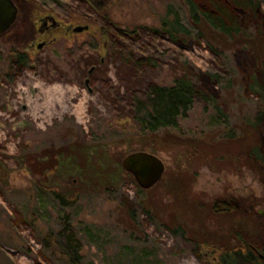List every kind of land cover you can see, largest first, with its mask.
<instances>
[{
	"label": "rangeland",
	"instance_id": "1",
	"mask_svg": "<svg viewBox=\"0 0 264 264\" xmlns=\"http://www.w3.org/2000/svg\"><path fill=\"white\" fill-rule=\"evenodd\" d=\"M256 1L264 13V0ZM175 16L188 33L173 40L160 25ZM96 18L93 32L100 33L91 40L97 47L86 55L42 52L30 70L19 73L12 64L13 82L4 80L7 63L0 60V264H65L45 258L39 243L60 228L63 214L83 244L82 264L138 262L123 246L146 250L141 261L199 264L190 252L194 242L229 247L238 233L261 244L264 165L250 150L264 151V126L254 129L244 118L264 110L246 87L264 60V22L225 35L203 19L192 23L181 0H121L108 18ZM31 38L14 31L0 36V49L25 47ZM122 48L154 65L136 67L124 60ZM209 73L218 75L216 86ZM181 76L213 89L220 112L196 101L180 131L139 136L124 128L134 92ZM138 150L164 163L162 177L148 189L121 167L122 158ZM39 187H55L75 202L61 209L45 200L48 208L36 210ZM215 200H232V208L215 211ZM85 225L97 237L88 238ZM178 226L187 241L170 232ZM23 245L30 255L14 249Z\"/></svg>",
	"mask_w": 264,
	"mask_h": 264
},
{
	"label": "trees",
	"instance_id": "2",
	"mask_svg": "<svg viewBox=\"0 0 264 264\" xmlns=\"http://www.w3.org/2000/svg\"><path fill=\"white\" fill-rule=\"evenodd\" d=\"M185 5L189 19L192 23L198 20H205L211 27L225 35H232L240 32L249 26L252 21L264 22V13L261 5L256 0H181ZM161 29L169 34L175 40L176 34L188 31L179 23L175 16L172 20L164 19L161 21ZM83 50H94L97 47L95 39L85 40L82 44ZM114 46L110 42V48ZM73 48H78L76 45ZM123 52L124 60L132 59L136 67L154 65L151 59L134 60L130 52L125 48L118 49ZM0 60H4L6 64L3 78L8 82L14 81V72L19 73L32 69L37 64L35 56L30 57L24 53L15 50V47L9 46L6 51L0 49ZM13 62V63H12ZM11 67V68H10ZM209 83L217 85L218 75L207 74ZM247 90L256 99L264 102V60L260 66H255L247 83ZM213 89L205 90L197 82L190 80L185 76L174 78L170 85L152 83L144 91H137L132 94L130 107L131 116L128 122L125 121L124 128L130 130L131 133L139 136L157 133L162 129L169 128L176 131L181 130L180 120L186 118L188 113L194 106L196 101L203 104L206 110L211 106L216 112L220 109L215 105V98L212 96ZM220 114V113H219ZM245 123L254 129L264 126V110L257 109L252 116L244 118ZM225 121V120H223ZM264 151L261 147H254L250 150V155L264 165ZM36 199H39L36 210L44 209L48 205L45 200H53L61 209L72 207L75 200H69L55 187L36 189ZM45 203V204H44ZM16 209V207L14 206ZM48 208V207H47ZM232 208V200L222 201L215 200L213 202V210L220 212H228ZM32 217V216H31ZM34 217V214H33ZM61 226L55 232H45L39 238L42 246L44 257H53L55 261H62L65 264H82L83 255L81 253L83 244L78 238L76 231L71 223V218L67 214L58 216ZM23 219V218H22ZM23 221L30 226L33 225L32 218ZM83 231L88 238L97 237V233L90 225H85ZM98 232V231H96ZM170 232L187 241L185 231L180 227L170 230ZM238 242L229 247H222L211 241L203 240L194 242L190 247L191 254L198 260L199 264H264V228H262L261 244L250 242L241 234H236ZM26 255L31 254L28 246L23 245L14 248ZM124 253L132 254L133 258L138 262H132L128 258H123L115 262V264H155L157 260L141 261L138 255H144L146 250L137 251L136 248L123 246ZM145 256V255H144ZM45 257V258H46ZM92 264V263H91Z\"/></svg>",
	"mask_w": 264,
	"mask_h": 264
},
{
	"label": "flooded vegetation",
	"instance_id": "3",
	"mask_svg": "<svg viewBox=\"0 0 264 264\" xmlns=\"http://www.w3.org/2000/svg\"><path fill=\"white\" fill-rule=\"evenodd\" d=\"M12 1L17 10L16 19L0 36L14 31L31 33L32 38L25 47L14 44L10 46L15 47L20 53L33 57L42 52L47 54L54 52V55L62 56L86 55L89 50H83L81 47L85 37L91 39L100 33L99 30L93 32L92 25L96 24V17L108 18L111 10L121 0H71L74 7L60 0ZM59 8H62L64 13L57 12ZM78 26L86 28L76 30ZM75 45L78 48H73ZM89 70L88 73L93 69ZM84 86L89 89L88 82L86 84L84 81Z\"/></svg>",
	"mask_w": 264,
	"mask_h": 264
},
{
	"label": "water",
	"instance_id": "4",
	"mask_svg": "<svg viewBox=\"0 0 264 264\" xmlns=\"http://www.w3.org/2000/svg\"><path fill=\"white\" fill-rule=\"evenodd\" d=\"M16 13V6L12 0H0V34L12 25L16 19ZM82 28H86V26H78L75 29ZM85 83L87 84V80ZM88 91L91 92V89L89 88ZM121 167L132 175L141 189L154 186L164 172L163 161L157 155L143 150L127 153L121 160ZM260 213L262 212L260 211Z\"/></svg>",
	"mask_w": 264,
	"mask_h": 264
}]
</instances>
